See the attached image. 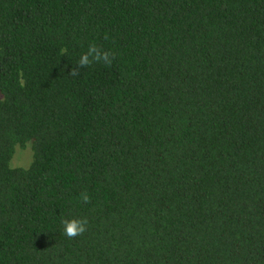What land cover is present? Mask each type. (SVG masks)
I'll return each instance as SVG.
<instances>
[{
    "label": "trees",
    "instance_id": "16d2710c",
    "mask_svg": "<svg viewBox=\"0 0 264 264\" xmlns=\"http://www.w3.org/2000/svg\"><path fill=\"white\" fill-rule=\"evenodd\" d=\"M0 264H264V0H0Z\"/></svg>",
    "mask_w": 264,
    "mask_h": 264
},
{
    "label": "clouds",
    "instance_id": "9594fccd",
    "mask_svg": "<svg viewBox=\"0 0 264 264\" xmlns=\"http://www.w3.org/2000/svg\"><path fill=\"white\" fill-rule=\"evenodd\" d=\"M105 39H107V37ZM62 51L66 52V49ZM115 58L116 53L114 50L105 49L103 46L91 42L88 44L86 51L80 54L75 65H72L68 74L72 77H77L80 75L82 69L89 68L94 64H102L106 67H111ZM80 202L83 204L90 203V195L87 192H81ZM61 223L63 225V234L68 239H75L78 236L84 235L89 225L87 217L63 219Z\"/></svg>",
    "mask_w": 264,
    "mask_h": 264
},
{
    "label": "rangeland",
    "instance_id": "374dc122",
    "mask_svg": "<svg viewBox=\"0 0 264 264\" xmlns=\"http://www.w3.org/2000/svg\"><path fill=\"white\" fill-rule=\"evenodd\" d=\"M30 161V152L28 149L18 151L11 161V165L14 167H24Z\"/></svg>",
    "mask_w": 264,
    "mask_h": 264
}]
</instances>
